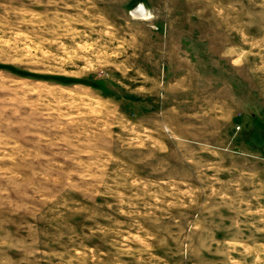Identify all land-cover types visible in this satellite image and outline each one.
<instances>
[{
	"label": "rangeland",
	"instance_id": "374dc122",
	"mask_svg": "<svg viewBox=\"0 0 264 264\" xmlns=\"http://www.w3.org/2000/svg\"><path fill=\"white\" fill-rule=\"evenodd\" d=\"M0 264H264V0H0Z\"/></svg>",
	"mask_w": 264,
	"mask_h": 264
},
{
	"label": "bare ground",
	"instance_id": "6f19581e",
	"mask_svg": "<svg viewBox=\"0 0 264 264\" xmlns=\"http://www.w3.org/2000/svg\"><path fill=\"white\" fill-rule=\"evenodd\" d=\"M134 14L135 16H137L138 18H145V16L147 17L150 13L148 11V9L146 8V6L144 5H140L138 8H136V10H134Z\"/></svg>",
	"mask_w": 264,
	"mask_h": 264
}]
</instances>
